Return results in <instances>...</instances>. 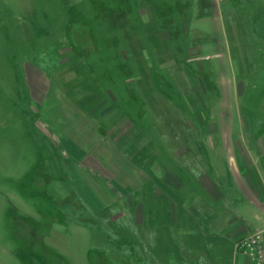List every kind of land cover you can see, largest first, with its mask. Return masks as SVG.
Returning a JSON list of instances; mask_svg holds the SVG:
<instances>
[{"label": "rangeland", "instance_id": "obj_1", "mask_svg": "<svg viewBox=\"0 0 264 264\" xmlns=\"http://www.w3.org/2000/svg\"><path fill=\"white\" fill-rule=\"evenodd\" d=\"M261 204L264 0H0V264H240Z\"/></svg>", "mask_w": 264, "mask_h": 264}, {"label": "crops", "instance_id": "obj_2", "mask_svg": "<svg viewBox=\"0 0 264 264\" xmlns=\"http://www.w3.org/2000/svg\"><path fill=\"white\" fill-rule=\"evenodd\" d=\"M29 79H30V83L32 84V94H31V97L32 98H34V99H38L40 102H42V103H44L46 100H49V101H51V103L53 102L52 100H51V94L50 93H47V91H46V89H45V87H44V85H45V74L43 73V72H41V71H33V70H31L30 71V75H29ZM60 94V93H59ZM58 98H56L55 97V99H54V102L57 100ZM50 103V104H51ZM49 105V104H48ZM90 124L91 123H87V125H89L90 126ZM87 125H85V126H87ZM85 126H83V128L85 127ZM120 127H118V130H117V137L116 138H114L113 137V139H111L112 141H113V143H116L117 141H118V136H120V134H121V128L119 129ZM116 129V128H115ZM114 129V130H115ZM114 130H113V133H114ZM84 131H86V135H89L88 137V139L91 141H93V140H95V141H93L94 142V148L96 149V150H98L99 151V142H98V139H97V132L96 131H94V130H91V131H89V129H88V127H87V129H85ZM91 141V142H92ZM112 146H113V144L111 145V148H112ZM93 149V148H92ZM73 153L75 154V159L77 160V161H79L78 163H85V164H87V165H90V166H92L91 164L93 163V162H95V163H97V164H95V165H99V162H98V160L97 159H94V158H88V157H86V159H84L83 157H85V156H87V152L86 151H84L82 148H79L78 150H74V148H73ZM73 157V156H72ZM112 162L114 163L115 162V159H113L112 160ZM100 166V165H99ZM109 166H111V165H109ZM86 167V166H85ZM87 168V167H86ZM110 168V167H109ZM91 170H93V168H91ZM100 170H102L103 172H105L101 167H100ZM109 170H111V168L109 169ZM97 170H95V172H96ZM72 173H73V171H72ZM79 173L80 172H78L77 170H76V173H75V175H76V177L79 175ZM91 178V177H90ZM87 181V180H86ZM93 189L87 184V186H86V189L85 190H83V195H84V205H86L87 207L89 206L91 209H93L92 208V206L95 208V209H98L99 207H98V201H97V199H98V197L96 198V201H95V198H94V195H93ZM125 194H127V192L124 190L123 191ZM110 195H111V197H113V192H110L109 193ZM88 198H89V200H88ZM94 201H95V203H94ZM260 208H262L263 209V211H264V205H260ZM236 232L237 233H239V237H245V235H247V231L245 230V229H238V230H236ZM235 255H236V259H237V256H238V254L237 253H235ZM241 257V256H240ZM244 257V258H243ZM243 257H241L242 259V262L240 263V264H247V262H248V260H247V258L245 257V256H243Z\"/></svg>", "mask_w": 264, "mask_h": 264}, {"label": "built area", "instance_id": "obj_3", "mask_svg": "<svg viewBox=\"0 0 264 264\" xmlns=\"http://www.w3.org/2000/svg\"><path fill=\"white\" fill-rule=\"evenodd\" d=\"M236 253L245 256L249 264H264V229L241 238L236 244Z\"/></svg>", "mask_w": 264, "mask_h": 264}]
</instances>
